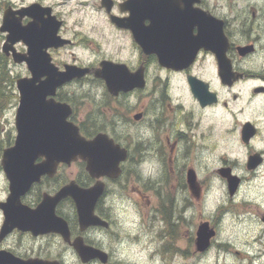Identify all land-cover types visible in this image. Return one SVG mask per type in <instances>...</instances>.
Masks as SVG:
<instances>
[{
    "label": "clouds",
    "instance_id": "1",
    "mask_svg": "<svg viewBox=\"0 0 264 264\" xmlns=\"http://www.w3.org/2000/svg\"><path fill=\"white\" fill-rule=\"evenodd\" d=\"M129 2L119 0L117 5L120 11L129 13L126 19L131 18L132 9L122 10V5ZM177 4L180 11L190 7L194 12H210L211 17L223 22L222 32L227 37L223 57L227 61V71L234 64L236 72L245 73L252 79L264 80V0H177ZM20 8L27 10L31 7L24 0H0V16L4 17L0 20V40L6 39L9 49L18 40H22L26 46L23 57L27 58L25 61L31 70L28 63L31 59L30 45L23 39H15L6 27L10 12L11 18L19 22L20 28H27L35 22L33 16H21L20 12L14 11ZM39 8L55 9V18L49 12L43 19L54 18L57 29L61 27L58 20L62 21L63 34L69 41L65 44L57 36L56 30L55 36L60 43L42 49L49 58V65L58 74L68 77L54 88L52 94L45 96V101L69 109L64 122L74 127L78 139L91 144L103 137L112 149L121 154L113 170L98 174L92 173L88 159L79 154L75 156L74 159L83 158L88 162L92 176L105 177L104 182L97 184L96 188H100V208L112 223L107 229L93 227L84 232L83 239L77 240L73 246L75 251L57 238L56 244L49 249L50 254L61 261L65 254H69L74 258V264H264V222H261L259 215L264 213V159H261L264 158V113L253 115V118L259 119L261 130L248 144L241 143V125L238 123L208 127L210 122L204 120V117L209 113L222 112L220 107L202 109L193 99L185 104L184 115L188 117L187 121L165 118V106L160 102L159 92L141 103L140 97L144 93L128 94L126 90L110 85L106 75H100L106 67L128 74L124 68L102 65L101 62L111 59V54L118 47L133 46V36L121 30L127 27L117 28L118 23L110 19L113 0H48ZM24 16L31 17V21L24 22L21 19ZM143 23L147 28L152 21L145 19ZM199 34V25H194L191 29L192 37H198ZM134 40L142 46L135 35ZM249 44L250 50L241 55L239 49ZM49 49L56 50L57 63H53ZM200 49L219 57L213 49L199 47L196 52ZM151 54L159 56L161 60L158 52ZM220 69L223 75L221 62ZM70 71L79 74L69 76ZM47 80V75H41L35 81V86L39 87ZM57 94L62 103L49 99ZM214 100L215 97H211V101ZM113 103L117 107L109 112ZM73 109L79 117L81 128L92 137L91 141L84 139L81 128L69 122V117L76 118ZM137 110L142 111L143 115L140 120L134 121L130 114ZM247 118V115L240 116L241 120ZM193 128L196 129L194 134L191 131ZM243 131L245 133V129ZM181 132H187L188 137L178 139V133ZM113 141H117L130 153L122 169L119 160L123 159L124 153ZM165 141L176 145L174 152L162 153ZM17 144L18 140L13 148H0V171H7L6 153L15 149ZM252 153H259L254 170L249 168L248 161ZM47 159L46 155H38L33 160V166H39ZM189 168L194 170V183L205 186L199 198L185 179ZM225 168L230 169V172L222 174L220 169ZM229 175L243 181V195L239 198L229 194ZM132 189L148 193L149 198H155L157 204L144 206L131 194ZM26 192L18 197L20 205ZM11 196L12 191L8 202ZM7 204H0V217L5 215ZM241 204L248 205V210L239 214L243 224L237 225L231 232L226 231L224 225L229 219L235 225L237 217L236 213L226 210L239 208ZM161 206L169 208L170 214L166 215ZM204 220L217 226L218 237L211 248L198 249L192 238L197 224ZM173 226H176L175 231ZM222 245H231V248L225 249ZM81 248L98 255L85 258ZM25 251L24 248L14 249L18 256L24 255ZM236 251L241 255L236 256ZM77 252H80L79 256ZM103 253H107V256Z\"/></svg>",
    "mask_w": 264,
    "mask_h": 264
},
{
    "label": "water",
    "instance_id": "2",
    "mask_svg": "<svg viewBox=\"0 0 264 264\" xmlns=\"http://www.w3.org/2000/svg\"><path fill=\"white\" fill-rule=\"evenodd\" d=\"M178 16L181 20L178 30H152L149 42H146V40H141L140 44L145 49L146 46H149L150 48L147 50L158 52L162 62L159 56L158 61L163 65H168V60L179 61L180 63L185 60L186 64H189L194 58L196 50L199 47L213 49L219 55V57L216 56L219 66V73L221 78L225 80L224 78L229 74L230 70L227 71V61L223 57V51L226 47L227 39L224 32H222L223 22L217 20L215 17H211L208 12L206 14L194 12L190 9V7L186 8L184 11L179 10ZM189 19H193L194 23L200 27V34L194 39L189 37L190 34L187 29V21ZM54 27L55 28L53 31L51 29L52 32H43V28H40V30L35 28L34 23L30 24L27 28L20 29L15 21H8L7 28L11 30L12 36L15 37V39H23L30 45L31 59L28 60V63L30 64L31 70L34 73V77L32 76L30 78H23L16 81V88L19 94L18 106L16 108L14 119L16 135L14 144L5 148V150L15 147L17 140L18 144L15 149L6 153L5 158V167L7 171L3 172L8 180L9 192L6 199L4 201H0V204L8 203L5 206L6 213L0 226V240L14 228H17L22 231L29 230L33 233V235L44 234L48 232L58 233L61 235L63 240L69 242L70 230L67 221L63 217L57 215L55 212L58 202L66 196L73 198L77 211L80 231H84L90 226H108V223L105 220L94 214L95 202L99 197L98 194L100 192L99 186L96 188V185L100 182L95 183V185L90 188H80L72 181L60 187L52 195H44L41 202L35 208H30L22 202L20 205L18 202L19 195L26 192L34 182L40 179L41 175L53 174L59 162L70 163L71 161L77 160L74 158L77 154H79L83 158L89 160L90 170L92 173L98 174L113 170L115 161L121 155L112 149L103 137L91 144L85 143L78 139L75 134L76 130L74 127L64 122L65 116L68 114L69 109L64 106L57 105L54 102L45 101V96L52 94L54 92V88L63 80L67 79V76L60 75L53 70L50 73V78H48L46 82L41 83L39 87L35 86V81L38 78L36 76V74H38L36 66L44 64L42 58H35V51L41 39L45 37L50 39L56 38L55 32L57 25L55 24ZM189 41H192L194 45L190 56H187V43ZM59 43L60 41H56L55 45H58ZM166 43H168L170 46H172L174 43V47H176L172 52L170 51L173 48L164 46ZM7 48L9 49V45L7 44L6 40L2 49L7 51ZM250 48L251 44L246 48L239 49V53L243 55L248 52ZM11 51L14 62L27 59L26 57L17 55L13 47L11 48ZM167 52L170 53L167 54ZM220 62L224 67L223 75L221 74ZM102 65H115L117 67H121L118 64H112L109 62H103ZM172 66L175 68L181 67V65L178 67L177 65ZM46 74L48 75V73ZM78 74L79 73L76 71H70L68 75L70 76ZM100 75H106L109 79L110 85H112L114 88L130 90L134 87H142L144 85L142 74L139 71L130 77L121 70H111L110 67H106L105 72L100 73ZM30 79L33 80L28 81ZM190 82L193 86H191L193 94L200 102V105L203 106L207 103L213 102L211 101V97H215V94L208 90L207 83L195 77H192ZM195 83H199L201 88L197 89ZM49 99L54 100L52 97H49ZM204 101L208 102L205 103ZM138 117L139 114L136 115V118ZM74 126L78 128L76 124H74ZM244 129L245 133L243 131ZM254 131L255 128L253 125L250 122H246L242 129L243 140L247 141L245 139L247 137L250 138L254 134ZM81 135L88 141H91L92 139L86 138L83 134ZM117 147L119 146L117 145ZM120 151L124 153V159L126 152L122 148H120ZM38 155H46L48 159L45 163L39 166H33V160ZM83 158H81V160H84ZM123 159H120L119 162ZM84 161L86 162V170L92 176L91 172L88 170V162L86 160ZM248 161L249 168H254L256 163H258L256 155L251 156ZM220 172L222 174H227L230 172V169H220ZM192 177L193 175L188 177L190 184L194 183V179L192 180ZM227 179L229 183V194L232 196L239 184V178L229 175L227 176ZM11 191L12 196L8 202ZM262 220L264 221V215ZM214 235L215 231L213 228L209 227L207 221L201 223L197 232V248L205 249L209 245L211 237ZM82 239L83 237L81 235L76 236L72 240L71 246L73 247L77 240ZM85 247L91 248L90 245H85ZM86 248L80 249L81 254L85 258L90 255H98V253H94ZM73 249L75 251L74 247ZM92 250L100 251L99 249ZM0 253H3L0 254V264H60L57 260H44L40 258L22 259L18 256H15L11 251L5 249H0ZM77 254L79 256L80 252H77ZM103 255L107 256V253H103ZM10 256H12L14 259H12Z\"/></svg>",
    "mask_w": 264,
    "mask_h": 264
},
{
    "label": "flooded vegetation",
    "instance_id": "3",
    "mask_svg": "<svg viewBox=\"0 0 264 264\" xmlns=\"http://www.w3.org/2000/svg\"><path fill=\"white\" fill-rule=\"evenodd\" d=\"M48 0H24V3L27 4L28 7H31L30 9L24 10L23 8L15 9L17 13L20 12V15H30L33 16L35 19L34 27L39 29L43 28V32L50 31L52 32L55 28V22L54 18L57 16L55 9H49V10H41L39 8L43 7L45 3H47ZM119 3V0H113V10H112V16L110 19L113 23H118L116 25L117 28L121 27H127L133 30L134 34L131 33L130 29L122 28V31L129 32L133 36L132 44L133 46H120L118 47L111 55L112 58L109 60L102 61L103 62H109L112 64H118L121 66L120 68H124L127 70V73L130 74L131 77L133 74H135L137 71L141 72L144 85L142 87H134L132 89L126 90L128 94H140L144 93L143 95L144 101H147L150 96L154 93L159 92V98L160 102L165 106V118L171 117L176 121H187L188 117L184 115V108H185V102L183 101V97H181L180 92H183V96H190L192 100H196L198 104L200 102L198 99L194 96L192 91V84L190 82V79L192 77H195L205 83H207V88L210 92H213L215 94L216 100L210 103H207L205 105H200L202 109H209V108H216L220 107L223 109V125L226 124H240L241 125V136L240 140L243 144L251 143L252 139L255 138L256 134L260 132V121L258 118H253L254 114L264 113V80H257L250 78L245 73H240L235 71V65L233 64V67L230 69L229 74L224 78L223 80L219 73V66L216 56H214L211 52H206L204 49H200L196 52L194 58L191 60L189 64H186L185 60H183L181 63L179 61H170L168 60V65H163L158 61V56L151 54L152 51L147 50L150 48L149 46H146V49L144 52L143 47L136 44L134 40L135 38L140 43L141 40H146V42H149L151 38V31L155 29H161V30H178L180 27L181 20L179 19L178 13L179 8L177 4V0H130L129 4L122 5V10L131 8L132 9V15L130 19H126L129 16V13L120 11L117 7ZM110 8V4L108 5ZM51 13V15L54 18H50L49 20H44L43 16L46 13ZM210 15L211 13L208 12ZM253 16H255V12L253 11ZM4 17L0 16V20H3ZM24 22H30L31 17L24 16L21 18ZM150 19L152 21V24L150 27H144V20ZM12 20L15 21L19 27V22L17 20H13L11 18V12L9 13L6 26L8 27V21ZM187 29L189 31V37L191 39H194L195 37H192L191 35V29L196 23H194V20L189 19L188 21ZM58 23L61 24V27L57 30V36L65 41V44L69 43L67 37L63 34L64 31V25L62 21L58 20ZM223 27V23H222ZM20 28V27H19ZM24 29V28H20ZM52 29V31H51ZM225 36L226 33L224 32ZM5 40H2L0 45V64L9 63L13 64L14 66L19 67V71L16 73V77L13 79L15 82L19 79H25L32 77V72L28 67L27 61L22 60L19 62H14L12 57V51L11 49L7 48V51H4L3 45L5 43ZM56 41H59L58 39H50V38H43L40 40V43L37 45V49L35 51V58H42L44 64L43 65H37V72L36 76L38 77L37 80H39L41 75H47L48 78H50L51 71H56L53 67H51L48 63V57L43 53L42 49L48 46L55 45ZM54 43V44H52ZM175 43V40H174ZM174 43L172 46H170L168 43H166L164 46H169L170 48H173L170 52L174 50ZM188 50H187V56H190L194 43L192 41H189L187 43ZM250 45V44H249ZM12 47L15 49V52L17 55L22 56L25 55V51L23 50L24 42L22 40H18L15 44L12 45ZM170 52H167L169 54ZM49 55L52 57L53 63L58 62V57L56 55V50L49 49ZM209 58L210 56L213 57V59H210L212 64V73L214 74L213 79L214 82L211 81V79H208L205 77L202 73L200 68L199 61L206 59L205 57ZM39 61V60H38ZM172 65H181L179 68H175ZM69 66V65H68ZM42 72V73H41ZM176 79H178V82H176ZM217 80H219V84H217ZM227 81V83H225ZM174 85L178 86L180 89L175 90ZM192 86V87H191ZM195 86L197 89L201 88V85L199 83H195ZM248 91L243 93L242 91L244 89H247ZM221 89H224V91H221ZM188 94V96H187ZM19 99V94L17 92V95H15ZM54 101L58 103H62L61 97L59 94L56 96H52ZM175 101H182L181 103H176ZM257 102V104L260 105V107H253L250 109V114H248V104ZM117 105L115 103L112 104L111 108L109 109V112H111L113 109H115ZM139 114V117L136 118V115ZM213 115L214 113H209ZM131 115V119L136 121L140 120L143 113L142 111H136ZM247 115L249 118L247 119H240V116ZM73 116L76 118L73 119V117H69V121L73 122L78 126V128H81L79 117L76 114V110L73 109ZM228 117H232L231 120L228 119ZM246 122H250L253 127L255 128L254 134L247 140L244 141L242 137V129L243 125ZM189 128H191V125H188ZM192 133L194 134V128L191 129ZM81 134H83L86 138H92L88 136L84 130L81 128ZM188 133L187 132H181L178 133V139L180 138H187ZM111 138V137H109ZM114 144H117L120 148L124 149L126 152L125 158L119 162V165L121 169L123 166L127 163L130 153L127 149H125L122 145H120L117 141H113ZM176 149V145L174 143L165 141L163 148L161 149L162 153H171L174 152ZM258 160L259 153H252L248 156V160L251 156H255ZM264 159V158H261ZM78 163L80 166L79 173L76 174V176H71L67 173V168L71 166L72 163ZM255 168V167H254ZM254 168H250L254 170ZM194 175V170L189 168L186 172L185 179L188 182V185L190 188L193 189L194 195L199 198V196H202L205 191V186L203 184H200L197 186L195 183L190 184L189 182V176ZM105 180L104 176L99 177H92L89 172L86 170V162L81 159H77L74 161H71L70 163L65 162H59L56 166V170L53 172V174H43L40 179L36 182H34L30 188L27 190L25 194V198L21 201L23 204L27 205L30 208H35L43 199L44 195H52L54 194L60 187L64 186L67 183L74 182L78 187L80 188H90L95 185V183L100 182L103 183ZM8 182V181H7ZM243 181L239 178V184L237 186V189L235 190V193L231 197H235L236 193L240 189V185ZM8 189V188H7ZM131 194L135 196L137 201L144 200V206H147L149 204L156 205L157 201L155 198L150 199L149 194L140 190V189H132ZM66 205V206H65ZM68 208L70 206L72 215L67 214L63 208ZM161 209L164 211L166 215L170 214L169 208H164L161 206ZM56 214L63 217L68 224L69 230H70V241H64L63 238L56 233H46L42 235H33V233L29 230L22 231L20 229L14 228L11 232H9L5 237H3L0 240V249H5L6 240L7 237L12 234H28L33 238H39L43 236H56L60 240H63L65 244H68L70 247L72 240L76 236H83V233L86 232L90 228H100V229H107L111 226V219L110 217L100 208L99 204V197L97 198L94 206V214L97 215L99 218L105 220L108 223V226H90L85 231L81 232L78 225V216L77 211L75 207V203L73 201V198L70 196H66L62 198L58 204L56 205ZM234 210H241L242 212L247 211V205L241 204L239 208H232L230 210L234 213ZM264 213H260V220L261 222H264L262 220ZM238 220L240 219V215L238 212V215L236 217ZM3 221V217H2ZM1 221V224H2ZM207 221V220H204ZM204 221L197 224L195 233L193 235V243L196 246V239H197V232L199 225L203 223ZM208 225L210 228H213L215 231V235L210 239L209 245L205 248H211L213 244L217 240L218 231L217 226L210 223L209 221ZM0 224V226H1ZM176 226H173V231H175ZM197 247V246H196ZM225 249H230L231 245H222ZM11 251V250H10ZM12 252V251H11ZM14 255L15 253L12 252ZM235 254H240L239 251H236ZM77 255V254H76ZM18 256V255H15ZM22 259H30V258H40L44 260H58L60 264H63V261H61L58 258L44 256L41 257L39 255H22L18 256Z\"/></svg>",
    "mask_w": 264,
    "mask_h": 264
},
{
    "label": "rangeland",
    "instance_id": "4",
    "mask_svg": "<svg viewBox=\"0 0 264 264\" xmlns=\"http://www.w3.org/2000/svg\"><path fill=\"white\" fill-rule=\"evenodd\" d=\"M2 40H0L1 45ZM206 59L199 61L201 73L207 77L208 79H211L212 82L215 80L213 79L214 74L212 73V64L209 58L207 56ZM19 71L18 66H14L13 64L4 63L0 64V82H2L3 88L0 89L4 93H8L7 96H4L0 92V148H7L14 144L16 129L14 126V117H15V111L16 107L18 105V97L17 95V89H16V83L13 79L16 77V73ZM6 81V82H5ZM176 82L180 83L178 79H176ZM247 89H244L242 92L245 93L248 91ZM174 89L178 90L180 89L178 86L174 85ZM181 97H183V101L185 104L189 103L192 98L188 96H183V92H180ZM141 103L144 102L143 96L140 97ZM253 107H260L257 102L249 103L248 104V114H250V109ZM138 111V110H137ZM204 120L209 121L208 127H212L213 125H223V111L214 113L213 115L207 114L204 117ZM196 132V129H194V133ZM2 155V153H0ZM67 173L71 176H76L77 173H79L80 166L78 163L74 162L71 164L69 168H67ZM243 182L241 183V185ZM240 185L239 191L236 193V198H239L243 195V189ZM8 182L4 175L3 171H0V200H4L6 198L7 192H8ZM141 202L144 204V200L142 199ZM246 205V204H245ZM66 206V205H65ZM65 206L61 207L64 209V211L67 214L72 215V211L70 206L68 208H64ZM248 209V205H247ZM126 211V210H125ZM240 213H243L241 210H234V213L238 215ZM260 215V214H259ZM2 221V217H0V224ZM243 224V220L240 218L239 220L236 218V224L234 225L231 221V219L228 220V222L224 225V229L226 231L231 232L237 225ZM247 235L248 233H244ZM218 237V236H217ZM57 237L50 235V236H43L39 238H33L28 234H16L12 233L7 237V240L5 242L6 246L5 248L11 250L14 252V249L18 248H24L26 251L24 255H39L41 257L49 256L53 257L50 254L49 249L53 247V245L56 244ZM217 241V240H216ZM15 253V252H14ZM235 254V253H234ZM59 255V254H58ZM236 256H240V254H235ZM63 264H74V258L69 255L65 254V258L63 260Z\"/></svg>",
    "mask_w": 264,
    "mask_h": 264
},
{
    "label": "trees",
    "instance_id": "5",
    "mask_svg": "<svg viewBox=\"0 0 264 264\" xmlns=\"http://www.w3.org/2000/svg\"><path fill=\"white\" fill-rule=\"evenodd\" d=\"M0 63H1V62H0ZM5 82H6V81H5ZM1 83H2V82H0V89L3 88V86H2ZM0 92H1V94L4 95V96H7V94H8V93H6V92L4 93L2 90H1ZM7 97H8V96H7Z\"/></svg>",
    "mask_w": 264,
    "mask_h": 264
}]
</instances>
